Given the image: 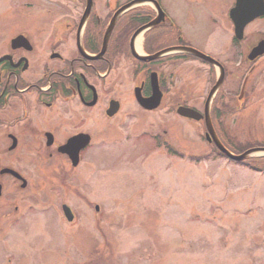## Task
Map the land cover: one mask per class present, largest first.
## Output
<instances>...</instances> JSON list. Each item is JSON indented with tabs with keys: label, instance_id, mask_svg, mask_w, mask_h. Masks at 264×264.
Segmentation results:
<instances>
[{
	"label": "rangeland",
	"instance_id": "1",
	"mask_svg": "<svg viewBox=\"0 0 264 264\" xmlns=\"http://www.w3.org/2000/svg\"><path fill=\"white\" fill-rule=\"evenodd\" d=\"M109 1L97 0L95 6L106 26L133 0H111V6ZM78 2L0 0V55L18 33L45 36L56 23L60 27L72 14L80 16ZM162 4L193 47L235 71L228 18L234 0ZM140 6L120 14L115 40H129L123 28ZM245 34L243 48L264 36V18L251 22ZM149 36L146 30L136 41L141 53ZM114 60L95 109L93 140L79 165L45 149L36 134L26 136L28 145L14 153L15 168L30 184L22 190L8 180L0 200V264H264V161L252 160L258 171L228 159L206 140L204 121L176 112L180 104L204 111L218 68L195 57H176L167 64L174 76L171 99L149 111L134 96L142 80L137 62L123 54ZM260 65V75H252L260 87L251 99L236 102L234 109L217 94L211 102L219 134L237 150L264 145V60ZM110 96L121 101V109L108 117ZM66 133L62 128L57 136ZM63 204L71 207L73 221L65 217Z\"/></svg>",
	"mask_w": 264,
	"mask_h": 264
},
{
	"label": "flooded vegetation",
	"instance_id": "2",
	"mask_svg": "<svg viewBox=\"0 0 264 264\" xmlns=\"http://www.w3.org/2000/svg\"><path fill=\"white\" fill-rule=\"evenodd\" d=\"M78 3L82 4L80 10L83 7L81 15L72 14L71 21L61 25V29L59 23H56L55 29L51 33L45 32V36H33L28 32L18 33L11 38L9 49L0 55L5 56V59L0 61V135L4 138L2 143L0 137V200L7 194L8 180L14 181L22 190L27 189L30 184L28 176L14 166L17 160L14 153L20 150L23 144L28 145L26 136L36 134L39 136L40 145L45 149L57 151L67 144L71 137L81 133L91 135L93 140L95 109L102 101L103 82L111 77L114 57L116 58L117 54H123L131 61L137 62L136 71L142 80L134 86L135 99L136 89L139 88L143 96H151L153 90L147 73L150 75L153 71L157 73L163 92L161 105L167 98L171 99L168 88L174 76L167 66L176 55L170 54L154 61H144L132 53L136 47L140 49L132 40L134 33L154 19H158L159 23L149 29L151 36L144 42V49L148 53L175 46L178 40L181 41L180 44H188V40L178 35L170 25L168 17H173L164 8L162 0H157L162 10L151 2H144L143 4L148 5L142 4L132 20L127 21L123 28V33H128L131 37H128L127 42V37L123 41H118L119 38L115 40L117 22L108 32L112 21L107 28L106 19L104 20L96 10L97 0H91L90 7L89 0H79ZM107 5L111 6V0ZM228 18L232 28L229 44L233 53L231 57L237 60L230 63L234 64V71L225 61L219 59L224 66V80L218 97L224 102L235 104L230 106L234 109L239 108L236 102L243 104L258 92L260 86L255 84V76L256 73H261L260 62L264 60V55L254 60H250L248 55L256 44L264 40V36L243 48L241 42L246 40V34L243 39H237L230 12ZM262 18L264 17L256 20ZM121 42L122 46H118ZM118 47H124L123 51L118 50ZM244 72L243 78L238 80ZM254 73L255 76L252 77ZM234 76L236 79L230 82ZM113 99L117 100L109 97V104ZM119 102L121 107V101ZM104 112L110 117L108 108H105ZM62 128H66L67 133L58 138L57 134ZM90 146L91 143L84 147L81 155ZM4 167L16 171L21 177L2 173ZM11 189L12 187L10 192ZM14 210H18L16 204ZM5 214L10 213L4 212Z\"/></svg>",
	"mask_w": 264,
	"mask_h": 264
},
{
	"label": "water",
	"instance_id": "3",
	"mask_svg": "<svg viewBox=\"0 0 264 264\" xmlns=\"http://www.w3.org/2000/svg\"><path fill=\"white\" fill-rule=\"evenodd\" d=\"M129 7H130V5H127L123 8H121L116 13L114 20H113L111 26L109 27V31L112 29L113 23L116 21L118 15H120L123 11H125ZM262 15H264V0H237L236 6L231 10V17H232V19L236 25V34H237L238 38L243 37L244 28L249 22H251L255 18L262 16ZM154 23H156V21L152 22L150 25H153ZM142 29L143 28H141V30ZM171 51L186 52V53L193 54V55L198 56V57L202 58L203 60H206V61H208V62H210V63H212V64H214L220 68L218 80H217L216 84L213 86V88L211 89L210 94L208 96V99L206 101L205 113L202 114L199 111H197L196 109H193L191 107L179 106V108L177 110L178 114H180L184 117H189V118H193L196 120H200L202 118H205L206 126L208 129V131L206 133L207 140L209 142L213 141L215 143V145L219 148V150L221 152H223L227 157H229L232 160L242 161V160H244L250 156H253V155H257V154L264 155V147H260V146L253 147V148H250V149L244 151L243 153L236 154V153L232 152L231 150H229L221 142V140L219 139V137L216 134V131L214 129V126L212 124V120L210 117V106H211V102L213 100V97L216 94L219 86L222 84V81L224 78L223 66L217 60L212 58L211 56H209V55H207V54H205V53H203V52H201L195 48H192V47H184L181 49L179 48V49L168 50V52H171ZM165 53H167V51H162L160 53H157V54H154L151 56L137 55V57L140 59H144V60H152V59H156V58L160 57L161 55H163ZM263 53H264V42L262 41L256 47L253 48V50L249 56L251 59H253V58L257 57L258 55H262ZM153 84H154L155 94L152 97L143 98L140 95V93H137V98H138L139 102L145 108H148V109H154V108L158 107V105L160 103L161 93L158 89V83H156V81H154ZM113 104L114 105L110 109V112H109L110 115H113L118 110L117 102H113ZM89 143H90V136L89 135L79 134V135L72 137L66 145L60 147V151L68 153L70 158L72 159L73 165L76 166L79 163L80 150ZM5 171L15 173L14 171H12L10 169H7ZM97 209H99L98 206H97ZM63 211H64V214L68 220L72 221L74 219V214L68 205H66V204L63 205Z\"/></svg>",
	"mask_w": 264,
	"mask_h": 264
},
{
	"label": "trees",
	"instance_id": "4",
	"mask_svg": "<svg viewBox=\"0 0 264 264\" xmlns=\"http://www.w3.org/2000/svg\"><path fill=\"white\" fill-rule=\"evenodd\" d=\"M214 122L216 123L217 122V118L214 116ZM225 144L230 148V149H232L234 152H236V153H240V152H242V151H244L245 149H242V150H237V149H234V148H232L231 146H230V144L228 143V142H225ZM220 152V151H219ZM221 153V152H220ZM223 156H225L223 153H221ZM252 160H256V161H264V157H256V158H254V157H250V158H247V159H245V160H243V161H240V162H237V163H241V164H243V165H246V166H248V167H250V168H252V169H254V170H260V167H257V166H255L254 164H252Z\"/></svg>",
	"mask_w": 264,
	"mask_h": 264
},
{
	"label": "bare ground",
	"instance_id": "5",
	"mask_svg": "<svg viewBox=\"0 0 264 264\" xmlns=\"http://www.w3.org/2000/svg\"><path fill=\"white\" fill-rule=\"evenodd\" d=\"M141 39H142L141 36H139V38H138V42L141 41ZM139 44H140V43H139ZM138 46H139V45H138Z\"/></svg>",
	"mask_w": 264,
	"mask_h": 264
}]
</instances>
